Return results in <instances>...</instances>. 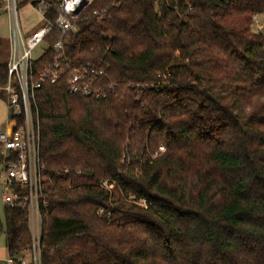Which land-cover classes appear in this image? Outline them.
Wrapping results in <instances>:
<instances>
[{"label": "trees", "instance_id": "1", "mask_svg": "<svg viewBox=\"0 0 264 264\" xmlns=\"http://www.w3.org/2000/svg\"><path fill=\"white\" fill-rule=\"evenodd\" d=\"M84 11L68 57L105 67L106 95L71 93L65 79L37 92L41 264H264V101L245 106L264 97V32L253 29L264 0ZM8 51L0 39L3 75ZM3 233L11 255L30 248L28 212L0 206Z\"/></svg>", "mask_w": 264, "mask_h": 264}, {"label": "built area", "instance_id": "2", "mask_svg": "<svg viewBox=\"0 0 264 264\" xmlns=\"http://www.w3.org/2000/svg\"><path fill=\"white\" fill-rule=\"evenodd\" d=\"M95 0H32L42 17L41 25L34 29L24 26L19 0H2L9 17L7 72L0 74V92L7 98L9 120L0 129V183L4 207L26 210L32 234L28 250L33 254L34 264H41L44 210L49 202L44 198L42 175L44 166L40 157L41 116L37 92L45 84L67 80L71 93L100 98L106 95L97 82L106 76L103 66H75L68 57L66 43L77 36L85 22L90 19L84 11ZM55 8L57 11H49ZM95 10L94 15L106 13ZM56 16L51 19L50 15ZM259 23V14L254 16ZM55 30L62 36L52 44L47 37ZM40 55L35 51L41 46ZM116 86L111 84L110 89ZM140 202L146 206V200ZM10 262L15 258L10 254ZM1 264V257H0ZM18 264H29L20 259Z\"/></svg>", "mask_w": 264, "mask_h": 264}, {"label": "rangeland", "instance_id": "3", "mask_svg": "<svg viewBox=\"0 0 264 264\" xmlns=\"http://www.w3.org/2000/svg\"><path fill=\"white\" fill-rule=\"evenodd\" d=\"M21 2V17L24 26L31 27V29L37 28L41 25L42 17L40 13H38L39 9L37 6H34L32 0H20ZM3 4V3H2ZM259 23H256L254 20L253 29L257 32H264V15H259ZM10 35V24L9 17L5 12L4 5L0 4V39H3L5 42L8 41ZM46 46H41L39 49L35 51V55H40L42 52V48ZM264 101V97H254L253 101L247 103L246 111L252 110L253 106L257 103H261ZM9 120V109L7 98L4 93L0 92V129H4L7 126ZM142 202V201H141ZM0 206H3L2 202V193H1V183H0ZM6 244V234L3 233L0 238V248Z\"/></svg>", "mask_w": 264, "mask_h": 264}, {"label": "crops", "instance_id": "4", "mask_svg": "<svg viewBox=\"0 0 264 264\" xmlns=\"http://www.w3.org/2000/svg\"><path fill=\"white\" fill-rule=\"evenodd\" d=\"M20 2V0H19ZM32 3V2H31ZM21 4V2H20ZM2 5V4H1ZM24 5V4H23ZM22 5V6H23ZM20 5V11H21V7ZM42 22V21H41ZM26 28L30 29L31 27H27ZM10 256V251H9V248H8V245H7V242L6 244H4V246H2L0 248V257H1V264H18V261L20 259H26L28 261L29 264H34V259H33V254L27 249V250H23L21 251L19 254L15 255L14 258H15V262H10L8 260V257Z\"/></svg>", "mask_w": 264, "mask_h": 264}]
</instances>
